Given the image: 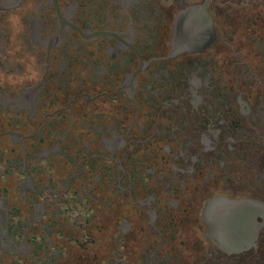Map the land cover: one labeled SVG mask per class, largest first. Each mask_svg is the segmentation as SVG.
I'll return each mask as SVG.
<instances>
[{
    "label": "flooded vegetation",
    "instance_id": "1",
    "mask_svg": "<svg viewBox=\"0 0 264 264\" xmlns=\"http://www.w3.org/2000/svg\"><path fill=\"white\" fill-rule=\"evenodd\" d=\"M0 264H264V0H0Z\"/></svg>",
    "mask_w": 264,
    "mask_h": 264
}]
</instances>
